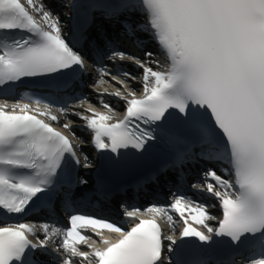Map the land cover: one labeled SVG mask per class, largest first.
I'll return each mask as SVG.
<instances>
[{"label":"snow or ice","instance_id":"obj_1","mask_svg":"<svg viewBox=\"0 0 264 264\" xmlns=\"http://www.w3.org/2000/svg\"><path fill=\"white\" fill-rule=\"evenodd\" d=\"M59 2L0 0V94L14 96L26 82L41 88L0 103V264H264V0H77L71 17ZM139 33L158 44L163 70ZM126 41L143 60L123 50ZM86 58L99 66V84L108 76L127 89L105 64L116 62L117 74L143 90L105 89L98 102L106 112L89 105L88 115L71 113L82 125L63 124L90 135L100 154L95 169L87 154L81 163L73 139L40 118L59 123L53 105L68 116L70 101L84 99L76 90L90 75ZM122 62L141 70V80ZM105 96L123 102L122 119ZM82 168L94 171L91 182ZM116 174L133 178L114 187ZM193 174L204 184L188 186L218 201L221 219L180 191ZM162 178L177 189L167 203L142 210L128 202L130 189L155 191ZM105 206L122 219H110ZM41 211L55 223L14 222ZM63 212L66 225L57 227ZM93 236L104 246L89 243Z\"/></svg>","mask_w":264,"mask_h":264},{"label":"bare ground","instance_id":"obj_2","mask_svg":"<svg viewBox=\"0 0 264 264\" xmlns=\"http://www.w3.org/2000/svg\"><path fill=\"white\" fill-rule=\"evenodd\" d=\"M134 70H136V69H134ZM137 70H138V72H139V69H137ZM104 79H106V80H105V83L102 84V85L99 84V83H97V82L95 83V87H96V89H100L101 92H103L105 89H107V91H108L109 93L113 92L112 89H114V88H112V87L117 86V84H116L115 82H113L111 79H109L108 76H107L106 78H104ZM117 79H118V80H125V79H122V78L119 79L118 77H117ZM125 81H126V80H125ZM128 83H131V82L128 81ZM98 98H101V97H100L98 94H96V92H94V91H89L88 99H89L90 101L96 102V101L98 100ZM102 99H103L104 102H107V103L111 104L112 107H113V105H114V107H116V109H120V106L122 105L121 102H115V101L111 100V96H105V97H103ZM101 105H102V104L99 103V106H101ZM102 109L104 110V109H106V108H102ZM83 112H84V111H83ZM68 119H72V120H74L75 123H76V122H82V121L78 120V119L76 118L75 115H70V116H68ZM80 135L86 137V136H87V133L81 131V132H80ZM83 173L85 174L86 171L83 172Z\"/></svg>","mask_w":264,"mask_h":264}]
</instances>
